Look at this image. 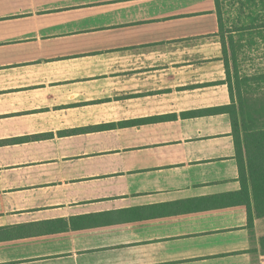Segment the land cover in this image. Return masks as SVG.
Masks as SVG:
<instances>
[{
	"label": "crops",
	"instance_id": "1",
	"mask_svg": "<svg viewBox=\"0 0 264 264\" xmlns=\"http://www.w3.org/2000/svg\"><path fill=\"white\" fill-rule=\"evenodd\" d=\"M218 34L217 0H0V264H264Z\"/></svg>",
	"mask_w": 264,
	"mask_h": 264
},
{
	"label": "trees",
	"instance_id": "2",
	"mask_svg": "<svg viewBox=\"0 0 264 264\" xmlns=\"http://www.w3.org/2000/svg\"><path fill=\"white\" fill-rule=\"evenodd\" d=\"M259 2L264 11V0H259ZM254 5L257 6L258 2ZM219 7L220 3L217 0L219 31L223 38L224 62L232 102L227 106L210 109V111L226 112L232 118L240 168L239 180L242 186L239 193L242 196L240 202L247 205L251 222L253 214L257 217H264V71L257 74H246L244 77H240L236 72L232 74ZM196 113H202V111H194L185 115ZM261 245L264 258V237L261 239Z\"/></svg>",
	"mask_w": 264,
	"mask_h": 264
},
{
	"label": "rangeland",
	"instance_id": "3",
	"mask_svg": "<svg viewBox=\"0 0 264 264\" xmlns=\"http://www.w3.org/2000/svg\"><path fill=\"white\" fill-rule=\"evenodd\" d=\"M219 3L232 74L244 77L264 71V11L259 0H219ZM221 34L219 31L220 37Z\"/></svg>",
	"mask_w": 264,
	"mask_h": 264
}]
</instances>
